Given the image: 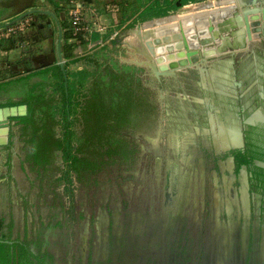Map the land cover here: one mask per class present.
Instances as JSON below:
<instances>
[{
	"label": "flooded vegetation",
	"instance_id": "flooded-vegetation-1",
	"mask_svg": "<svg viewBox=\"0 0 264 264\" xmlns=\"http://www.w3.org/2000/svg\"><path fill=\"white\" fill-rule=\"evenodd\" d=\"M186 69L142 80L134 72L119 127L126 132L109 141L115 154L101 163L84 156L70 181L61 155L38 166L29 127L18 145L22 123L10 119L0 144V264H264V168L255 164L264 161V74L236 61L223 69L211 105L179 98L203 90L200 70ZM134 78L144 82L138 97ZM104 164L111 186L103 199L92 193V206L78 213L56 188L48 199L57 171L56 183L73 195V173L82 180Z\"/></svg>",
	"mask_w": 264,
	"mask_h": 264
},
{
	"label": "crops",
	"instance_id": "crops-1",
	"mask_svg": "<svg viewBox=\"0 0 264 264\" xmlns=\"http://www.w3.org/2000/svg\"><path fill=\"white\" fill-rule=\"evenodd\" d=\"M82 1H84V22L89 26V30L86 33L87 35L85 34L86 37L82 34H78L77 36L73 35L66 0H0V26L16 18L27 9H49L57 15L62 28L63 24L66 23L67 20L69 21V28H63V32L66 29L71 30L72 38H70L68 42L76 44L74 49L82 48V44L88 45L86 49L87 51L84 50L85 52L82 55L77 54L74 49L72 50L75 56L83 57L82 60L71 66L72 69L75 68V65H79L84 60L87 64H90L89 54L96 46L102 47L105 45L106 51H108L111 60H116L112 55L119 47L127 56L125 60H122V64L120 65H129L137 67L138 69H145V71L142 73L140 72V74L138 71L136 73V79L141 76L140 78L142 80L147 73L148 75L150 74V70L137 63L145 59L144 55L139 52L144 46V40L141 35L143 36L145 32H148V29L153 30L156 27L165 25H170L171 27V25L174 26L177 23L181 24V22H193L195 25L191 26V28L189 27V33H191L190 35L194 36L197 34V39L199 41H203L202 39H207L209 37H212V40L208 43L200 44V46L197 47L199 49L198 58L196 61L194 60L195 62H193L190 66L191 70H200L201 74L199 75L202 79L200 83L203 86L204 92L201 90L199 92V96L191 95V92L188 90L178 92V96L182 101L185 100L184 98H192L211 102L212 95L210 92L214 93L216 90H222L220 89L217 80L223 77V69L233 66V64L238 60L244 61L250 66H256L259 72L264 74V36L255 34L254 40L243 45L241 43H243L244 39L241 40L232 37L228 40L227 38L233 29L232 27L226 29L227 25L225 24V20L233 14V12H231V0ZM176 1H178V3H176ZM180 10H182V12H180ZM25 19L29 21V26L26 30L30 31V33H26L24 29L19 31L18 34L0 38V85H2L0 86V107L12 106L8 104L18 102L20 100L16 94H13L17 88H15V85H12V79L19 76L21 77L22 75L26 76L34 70L44 68L42 65L33 60L34 56L37 54L48 55V59L52 62L50 65L54 66L56 63V59H53L52 50L54 48L55 41L50 48L52 41L48 38L51 36V33H49L51 30L55 31L56 37L58 35V27L55 19L48 14L40 12L28 15ZM144 23H146L145 26H143ZM199 23L203 24L198 26ZM209 25H213L216 30H213L212 32L209 31L207 28ZM6 27L7 26L1 27L0 31H5ZM103 27H105V32H108L107 34L104 33V30H101ZM140 27H142V29ZM39 31L42 33L45 32L47 38L44 39L46 46L44 48L41 47V49L38 50L35 47V42L31 38ZM179 31V28H174L171 29L169 33L173 35ZM213 33H216V38L212 35ZM82 36H84L85 39H83ZM231 41L232 45L228 43ZM6 42L13 44L14 47L28 44L30 50L29 52L18 54L16 57L9 59L8 54L10 50L4 47ZM83 47H85V45ZM123 51H121V53ZM76 68L81 69L82 67L78 66ZM187 71L189 70L186 68L177 69L174 77H179L180 74L186 73ZM210 73H212L211 77ZM38 80L40 81V78H38ZM209 83L211 85L214 83L215 85L211 86ZM169 94V91H164L165 97H168ZM210 104L212 105V102ZM187 119L190 124L194 125V121L190 117ZM16 122L17 120L13 119L12 123ZM17 126L21 131L24 130V125L19 124ZM16 143H18V145H22L20 139H17Z\"/></svg>",
	"mask_w": 264,
	"mask_h": 264
},
{
	"label": "trees",
	"instance_id": "trees-1",
	"mask_svg": "<svg viewBox=\"0 0 264 264\" xmlns=\"http://www.w3.org/2000/svg\"><path fill=\"white\" fill-rule=\"evenodd\" d=\"M63 28H69L68 20L63 24ZM70 38H72L71 30H64L62 42V50L66 60L64 69L62 70L60 65L56 64V69L53 71L45 68V70L53 72L52 74H43L46 71L42 72V69H39L28 73L26 76L22 75L12 79V85H15L17 89L21 88L18 90L22 93L18 92L19 94H17L16 92V96L20 98L18 102L8 104L27 105L25 115L16 116L12 119L24 124V133H30L27 141L32 144L34 151V145L40 147L42 154L38 152L33 156L37 159L38 166H41L40 158H44L43 154L50 158L51 163L49 162V164L53 165V158L56 155H61L67 164L65 173L69 178L68 181L71 180L69 175L71 171L80 172L86 166L85 157L79 156L78 153L91 148L90 145H92V151L101 149L100 157L115 154L109 146V141L112 138L115 139L120 124L125 119L123 116L127 113L125 105H128V101L130 104V97L128 96L130 77H133L134 72L139 70L133 66L120 65L114 59L111 60L105 45L96 46L92 49L91 69L88 65L81 69H72L71 64L79 62L83 57L73 54L72 50L76 44L69 43ZM85 70H87L88 78L82 74ZM64 74H66V78ZM65 79L67 81L66 86ZM104 80L107 84L103 82ZM45 83L48 84L49 88L44 86ZM31 86L32 89L37 87L38 92L42 95L30 96L28 90ZM91 92L92 108H89L87 102ZM71 94L73 100L70 99ZM65 96L67 100L63 101ZM61 106L66 108L65 115L60 114L63 109ZM91 118L92 131L87 128L90 126L88 122L91 121ZM79 125L83 126L80 135L76 130V126ZM25 126L29 127L28 132ZM76 137L82 142V146L79 148L73 147ZM83 143L86 146H83Z\"/></svg>",
	"mask_w": 264,
	"mask_h": 264
},
{
	"label": "water",
	"instance_id": "water-1",
	"mask_svg": "<svg viewBox=\"0 0 264 264\" xmlns=\"http://www.w3.org/2000/svg\"><path fill=\"white\" fill-rule=\"evenodd\" d=\"M231 1V12H233V14L225 20V24L227 25L226 29L230 27L233 28L230 35L228 34V40L232 37L241 40L244 39L243 43H241L243 45L254 40L255 34L264 36V0ZM36 12L52 16L57 23L58 35L54 43V48L52 49L53 59H56V63L64 69L65 59L62 51L63 28L54 12L49 9L30 8L16 18L4 23L0 28L14 24ZM145 24L146 23H144L143 26H145ZM200 24L203 23H199L198 26ZM194 25L195 23L193 22L177 23L174 25V28H179L180 31L173 35L169 33L171 29L164 31L166 29L164 26L156 27L153 30L148 29V32H145L143 36L141 35L144 40V46L139 51L144 55L145 59L137 63L139 65L147 66L157 78H160L161 76L175 75L177 69L190 67L198 58L199 49L197 47H199L200 44L208 43L212 40V37H209L207 39H202L203 41H199L197 39V34L194 35L195 37L190 35L189 27L191 28V26ZM140 28L142 29V27ZM207 28L211 32L216 30L213 25H209ZM156 30L158 33H156ZM212 35L216 38V33H213ZM228 43L232 45V41ZM48 58V55L37 54L33 57V60L45 67L52 63ZM25 114V104L0 107V133L6 134V140L11 124L10 119ZM6 140L1 139L0 144L5 143ZM255 164L264 168V161L256 160Z\"/></svg>",
	"mask_w": 264,
	"mask_h": 264
},
{
	"label": "rangeland",
	"instance_id": "rangeland-1",
	"mask_svg": "<svg viewBox=\"0 0 264 264\" xmlns=\"http://www.w3.org/2000/svg\"><path fill=\"white\" fill-rule=\"evenodd\" d=\"M176 3H178V1H176ZM180 12H182V10H180ZM59 15L61 16V14L59 13ZM148 16V15H147ZM164 27H166V29L165 30H167V29H170V28H174V26L173 25H171V27H170V25H165ZM53 29V28H52ZM26 33H30V31H28V30H24ZM45 31V30H44ZM106 31V30H105ZM104 31V33L105 34H107L108 32H105ZM49 33H51V36H49L48 38H49V40L50 41H52V43H51V46H50V48L52 47V44H53V42L55 41V39L57 38L56 37V35H55V31L53 30H51V32H49ZM48 33V34H49ZM35 36H33L31 39L35 42V47L39 50V49H41V47L42 48H44L45 46H46V42L44 41V39L45 38H47V35L45 34V32H37V33H35L34 34ZM87 35V34H86ZM86 35H85V37H86ZM85 37L84 36H82V38L83 39H85ZM89 37V36H88ZM118 37V36H117ZM25 38V37H24ZM34 38V39H33ZM32 41V42H33ZM72 41V40H71ZM85 45V47H83ZM82 44V48H79V49H74V51H76V53L77 54H80V55H82L85 51L84 50H86L87 49V47H88V45L87 44ZM4 47L6 48V49H8V50H10V52H9V54H8V57H9V59H12L13 57H16V55H18V54H21V53H24V52H29V50H30V48H29V46H28V44H26V45H22V46H19L18 45V47H14L13 46V44H10V43H7L6 42V44L4 45ZM87 51V50H86ZM121 51H123V50H121V48H117V50H115L114 52H113V57L119 62V64H122V60H125L126 58H127V56H126V54H125V52L123 51L122 53H121ZM89 60H90V64H87L86 63V61L84 62H82V63H80L79 65H75V69H76V67H83V66H85V65H88L89 66V69H91V66L90 65H92V52L89 54ZM55 65H56V63H55ZM55 65L54 66H51V65H49V66H47V67H44V68H42V72L43 71H46V72H44L43 74H52L53 72H49V71H53V70H55L56 69V67H55ZM73 64H71V66H72ZM61 67V66H60ZM45 68H47V69H49V71H47V70H45ZM146 68L148 69V67L146 66ZM62 69V68H61ZM63 70V69H62ZM65 73V72H64ZM82 74H83V76L85 77V78H88V76H87V70H85L84 72H82ZM65 75V78H66V74H64ZM83 77V78H84ZM90 78V77H89ZM41 81V80H40ZM145 81V80H144ZM104 83H106L107 84V82L104 80L103 81ZM38 83H42V82H38ZM88 83V82H87ZM143 83L144 82H142V81H137L136 82V80H135V82H134V84L133 85H131V86H133L134 88H133V92L135 93V95H136V97H138L142 92H144L145 91V87H143ZM147 84V83H146ZM67 85V81H66V79H65V86ZM88 85H90V84H88ZM44 86L46 87V88H49L48 87V84H44ZM36 88V89H35ZM35 88H33L32 89V86L30 87V89L28 90V94L30 95V96H33V95H35V96H37L38 94H41L42 95V93H40V92H38V90H37V87H35ZM18 89H21V88H18ZM17 89V90H18ZM15 90V92L13 93V94H16V92H17V94H19V93H22L20 90ZM19 92V93H18ZM25 92H27V91H25ZM70 92H71V88H70ZM132 92V93H133ZM65 94H66V91H65ZM61 99V98H60ZM70 99L71 100H73L74 98H73V95L71 94L70 95ZM88 99H89V101L87 102V105L89 106V108H92V92H91V95H89L88 96ZM65 100H67L66 99V96H65V99L63 100V101H65ZM59 102H61L60 100H59ZM63 104H64V102H63ZM61 108H63L62 109V112H60V114H66V108L65 107H62L61 106ZM64 110V111H63ZM12 124V123H11ZM88 124H90V126H88L87 128L89 129V130H91L92 131V118H91V121L90 122H88ZM125 132H126V129L124 128V129H119V132L116 134V137H118V136H120L121 137V135H124L125 134ZM9 133H10V131L8 132V135H7V140H8V137H9ZM91 134H92V132H91ZM20 139L21 141H23L22 143H24L25 141V135H24V132L22 131V133H17V137H16V139ZM6 140V141H7ZM77 140V139H76ZM5 143H7V142H5ZM4 143V144H5ZM80 144H81V142H80ZM35 146V151H34V147H33V150H32V152H31V156L33 157L34 156V154L35 153H40V154H42V152H41V150H40V147H38V146H36V145H34ZM25 149V148H24ZM20 151H21V153L22 154H24L25 153V151H23L22 150V146L20 147V149H19ZM100 152H101V149L100 150H97V151H92V148H89V149H87V150H85L84 152H80L79 154H80V156H85V157H87V158H89L90 160H92V161H94V162H99V163H101V162H103V160L102 159H100L101 157H100ZM44 155V158H42V160H41V166H44V164H46V163H49L50 162V158L49 157H45V154H43ZM104 156V155H103ZM58 161H60V155H58ZM107 160V159H106ZM51 163V162H50ZM105 164H107L108 162H104ZM105 164L102 166V168H100L99 170H97L95 173L96 174H93L92 175V170H91V172H90V175H88V176H86L85 178H83L82 180H79L77 177H76V174L75 173H73V176H74V185H73V187H74V194L73 195H71V194H67V192L63 189V186L64 185H59V183H56L57 182V179H56V177H58L59 175H60V172H61V170L60 171H57L56 173H55V175H54V183H52V184H49V182H46L47 183V187H48V199H50L51 200V198L52 197H54L53 196V194H52V191L53 190H55L54 188H56V189H58V198L59 199H64L65 200V203H67V207H69V202H74L75 203V205H76V211L79 213L80 211H82L84 208H88V207H90V206H92V202H91V200H90V198H92V193L95 195V196H97V199L99 200V199H103L104 197H106V195H107V192H108V188L107 187H109V186H111L108 182H109V180H110V175H112V166H111V169H109L108 170V166H105ZM50 165H53V164H50ZM59 167H62V165H63V162L61 161V162H59ZM65 166V165H64ZM113 168H115L114 166H113ZM51 182V181H50ZM62 182V181H61ZM49 184V185H48ZM93 186V187H92ZM53 188V189H52ZM105 188H107V191H106V189ZM113 192V190H111L110 191V194ZM109 194V195H110ZM56 195L57 194H55V197H56ZM69 209V208H68Z\"/></svg>",
	"mask_w": 264,
	"mask_h": 264
},
{
	"label": "built area",
	"instance_id": "built-area-1",
	"mask_svg": "<svg viewBox=\"0 0 264 264\" xmlns=\"http://www.w3.org/2000/svg\"><path fill=\"white\" fill-rule=\"evenodd\" d=\"M68 5V14L71 21L72 33L74 36L78 34L85 35L89 26L85 24L84 20V1L82 0H66ZM29 26V21L25 18L19 20L18 22L11 24L6 27L5 31H0V38L9 37L11 35L18 34L19 31L27 29ZM101 30L105 31V27L101 28Z\"/></svg>",
	"mask_w": 264,
	"mask_h": 264
},
{
	"label": "bare ground",
	"instance_id": "bare-ground-1",
	"mask_svg": "<svg viewBox=\"0 0 264 264\" xmlns=\"http://www.w3.org/2000/svg\"><path fill=\"white\" fill-rule=\"evenodd\" d=\"M157 24V23H156ZM222 24V23H221ZM170 29H174V28H170ZM167 30H169V29H167ZM167 30H164V31H167ZM163 32V31H162ZM156 33H158V31L156 30ZM219 33V32H218ZM162 35V34H161ZM203 35H205V34H203ZM228 44V43H227ZM1 139H4V140H6V134H3V133H0V140Z\"/></svg>",
	"mask_w": 264,
	"mask_h": 264
}]
</instances>
